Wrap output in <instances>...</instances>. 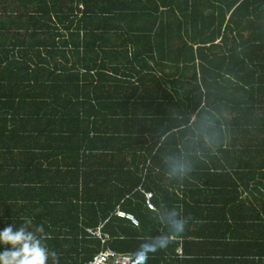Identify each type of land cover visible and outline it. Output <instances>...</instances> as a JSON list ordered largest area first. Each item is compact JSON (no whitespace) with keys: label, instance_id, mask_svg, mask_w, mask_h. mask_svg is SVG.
Wrapping results in <instances>:
<instances>
[{"label":"trees","instance_id":"16d2710c","mask_svg":"<svg viewBox=\"0 0 264 264\" xmlns=\"http://www.w3.org/2000/svg\"><path fill=\"white\" fill-rule=\"evenodd\" d=\"M263 83L264 0H0V231L136 263L176 211L147 264H264Z\"/></svg>","mask_w":264,"mask_h":264},{"label":"clouds","instance_id":"9594fccd","mask_svg":"<svg viewBox=\"0 0 264 264\" xmlns=\"http://www.w3.org/2000/svg\"><path fill=\"white\" fill-rule=\"evenodd\" d=\"M179 170L178 164L173 167V171ZM155 209L156 205L153 210ZM190 219L191 217L180 218L176 211L169 212L163 220L168 231L141 241L135 253L136 264H147L150 253L166 249L174 234H180L186 230ZM30 223L28 221L19 228L9 225L0 231V244L5 246V250L0 252V264H49L50 260L51 264H59L57 253L49 250L43 235H38L43 232V226L31 230L28 226Z\"/></svg>","mask_w":264,"mask_h":264},{"label":"built area","instance_id":"2783aa9c","mask_svg":"<svg viewBox=\"0 0 264 264\" xmlns=\"http://www.w3.org/2000/svg\"><path fill=\"white\" fill-rule=\"evenodd\" d=\"M146 196V204L149 208L154 209L155 205L151 200L152 193L147 192ZM117 215L121 217L129 218L133 221L134 224H138V219L134 216V214L127 212L123 209H117ZM103 223H101L96 229H89L96 237L100 238L102 243H105L108 239H110V235L103 231L102 229ZM90 264H136L134 261V257L130 254L118 252L111 248H104L101 251L97 252L92 262Z\"/></svg>","mask_w":264,"mask_h":264},{"label":"crops","instance_id":"0c3cea01","mask_svg":"<svg viewBox=\"0 0 264 264\" xmlns=\"http://www.w3.org/2000/svg\"><path fill=\"white\" fill-rule=\"evenodd\" d=\"M261 90H262V92L264 93V83H263L262 86H261ZM256 137H257V136H253L251 139H253L254 142H255V141H260V138L256 140ZM250 154H253L254 157H256V153H255L254 150H251V153H250ZM254 161H255V165H258V158H256ZM128 219H129V218H128ZM129 220H130V225H131V226H133V227H136V226H137L136 224L133 223V221H132L131 219H129ZM173 237L175 238L176 235H173L171 238H173ZM113 238H114V237H110V239H108V240L111 241ZM117 238H118L119 240H126V237L121 236V235L118 236ZM97 239H98V238H97ZM99 239H100V238H99ZM108 240H107V241H108ZM101 242H102V241H101ZM179 246H181V245H178V247H177V253H178V254H181V252H179V249H180ZM181 247H182V246H181ZM100 248H101V249H99L98 252L101 251V250L104 249V248H111V247H110V246L108 245V243L106 242V243H104V244L102 243ZM112 249H113V248H112ZM182 249H183V248H182ZM96 253H97V252H96ZM163 253L172 254V252H168V249H167L166 251H163ZM87 264H88V263H87ZM89 264H90V262H89Z\"/></svg>","mask_w":264,"mask_h":264}]
</instances>
